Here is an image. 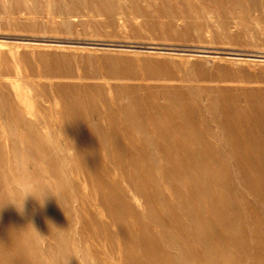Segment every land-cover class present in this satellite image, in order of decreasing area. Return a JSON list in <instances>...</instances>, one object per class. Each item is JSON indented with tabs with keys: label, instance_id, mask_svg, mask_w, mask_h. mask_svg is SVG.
Listing matches in <instances>:
<instances>
[{
	"label": "bare ground",
	"instance_id": "bare-ground-1",
	"mask_svg": "<svg viewBox=\"0 0 264 264\" xmlns=\"http://www.w3.org/2000/svg\"><path fill=\"white\" fill-rule=\"evenodd\" d=\"M32 1L0 4V26L38 33L44 11L62 22L50 32L69 31L87 8L109 27L129 13L139 23L119 16L122 27L147 36L176 17L180 39L195 28L227 39V18L240 31L249 11L264 13V0ZM217 14L216 27L195 21ZM9 74L4 66L0 264H264V92L61 81L29 87L30 101L3 83Z\"/></svg>",
	"mask_w": 264,
	"mask_h": 264
},
{
	"label": "rangeland",
	"instance_id": "rangeland-1",
	"mask_svg": "<svg viewBox=\"0 0 264 264\" xmlns=\"http://www.w3.org/2000/svg\"><path fill=\"white\" fill-rule=\"evenodd\" d=\"M8 1L16 2V0H0V4L7 5ZM29 1L31 3H28ZM36 1L41 7L45 6L44 3L46 4L45 0ZM32 2L27 0L28 5H32L34 3ZM249 12L244 17L249 25L248 28L251 27L249 30L246 28L239 31L233 24L238 21V18L226 19L233 27L230 29V38L225 39L221 34L218 36L215 32L199 31L195 28L189 30L187 35L184 34V39H180L179 34L183 30H180L181 23L176 17L170 20L173 27L166 29L165 34L148 33L149 36H147L143 30L136 33L128 27L123 28L119 21L123 14L116 13L113 16L115 24L109 27L103 24L106 23V16L91 12L87 8H80L76 17H69L71 29L69 31L61 29L55 33L48 30L49 24L55 23L54 26L61 27L60 18L50 16L52 20H48V15L41 11L40 17L43 18H36L42 28L38 33L17 32L9 29L7 31L0 26V37L78 43L33 42L0 38V54H5L7 59V62L0 60V72L4 71V66L12 70V74H9L7 79L1 78V80L3 79V83L9 87L10 91L20 93L30 101L33 95L31 87L61 81L93 83L102 87L168 86L193 90L196 94L199 93V96L202 92L219 87L232 88L236 92H264V13L254 10ZM217 15L212 16L213 19L208 17L209 15L200 16L195 21L200 25L207 22L216 27L217 20L223 19L221 14ZM0 16V20L7 18L5 15ZM28 17L30 16L26 18L23 16L21 20H33L32 17ZM123 18L130 23H139V19L135 22L129 13H124ZM4 20L0 21L1 25ZM93 24L104 26L94 28ZM10 51H15L18 55H26V65L19 60V56L11 57ZM38 55H41V58ZM31 73L36 78L26 79L25 77ZM61 76L67 78L60 79Z\"/></svg>",
	"mask_w": 264,
	"mask_h": 264
},
{
	"label": "clouds",
	"instance_id": "clouds-1",
	"mask_svg": "<svg viewBox=\"0 0 264 264\" xmlns=\"http://www.w3.org/2000/svg\"><path fill=\"white\" fill-rule=\"evenodd\" d=\"M13 203L16 205L17 210L20 211L23 214V212H24L23 203H21V204H17L15 202H13Z\"/></svg>",
	"mask_w": 264,
	"mask_h": 264
}]
</instances>
